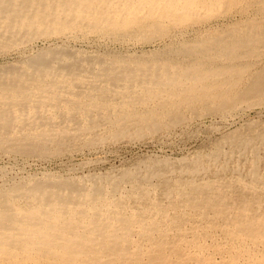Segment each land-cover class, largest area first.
Listing matches in <instances>:
<instances>
[{"label":"bare ground","instance_id":"1","mask_svg":"<svg viewBox=\"0 0 264 264\" xmlns=\"http://www.w3.org/2000/svg\"><path fill=\"white\" fill-rule=\"evenodd\" d=\"M251 9L263 12L264 0H0V55L9 51L23 55L41 39L81 44L80 48L52 49L43 45L26 59L0 63V150L6 156L44 163L58 157L69 170L75 167L73 154L80 151L92 154L103 152L109 143L172 138L171 130L186 120L178 110L186 105L180 101L181 91L212 76L194 70V64L182 68L173 60L206 58L209 52L211 59L214 55L224 59L228 47L234 50L230 44L237 49L263 46L264 19L248 17ZM232 11L247 15L239 22L243 28L238 24L226 31H211V26L209 34L205 29L204 33L194 31V42L178 30L188 22L205 24ZM92 36L122 45L172 40L150 53L111 56L92 50L88 40ZM261 46L251 48L262 51L257 60L264 57ZM255 75L239 93L213 106L211 113L226 117L237 110L244 116L245 108L264 105L253 103L264 94V71ZM235 84L240 81L230 83ZM236 115L227 124L236 125ZM257 120L249 119L221 137L208 136L201 147L180 157H137L125 168L91 180L86 177L94 187L110 181L119 186L136 181L141 187L158 181L159 187L166 186L158 192L162 198L156 203L153 198L137 200L143 209H135L134 216L125 212L126 222L107 219L111 232L106 226L92 231L84 222L88 209L76 192L88 187V182L54 177L49 171L41 177L0 182V264L33 263L24 258L33 246L38 251L45 246L72 259L92 252L113 258L118 252L127 255L134 241L135 246H149L154 264H264V120ZM174 185L186 187L175 191ZM146 190L141 189L142 195L151 197ZM11 196L25 202L20 207L23 213L16 211ZM118 224L129 230L119 233ZM132 226L145 228L134 241ZM121 240L124 247L117 245ZM106 243L115 247L110 249Z\"/></svg>","mask_w":264,"mask_h":264},{"label":"rangeland","instance_id":"2","mask_svg":"<svg viewBox=\"0 0 264 264\" xmlns=\"http://www.w3.org/2000/svg\"><path fill=\"white\" fill-rule=\"evenodd\" d=\"M232 12L222 15V17L220 16V19L219 17H215L211 20H208L206 21L208 23H205V24L196 23V21L188 22L184 24V26H180L178 30L182 31L183 34L186 35V38L189 39L188 41L194 42L195 34H196L195 32L198 33L201 31L204 33L206 32L205 30H207L208 32L207 34H209L210 32L209 30L212 27L214 28H212L211 31H214L217 29L226 31L227 28L233 27V26L236 27L238 24H239L238 28L239 27L243 28L244 25L242 26L241 23L239 22L241 19L244 20L245 19L244 17H247V15L243 16L241 15L242 13H240L239 11H232ZM239 13L240 15H238ZM249 14L250 15H248V17H250L251 15H253L254 17H259L260 15L259 19L261 18L264 19V11L259 13L258 11H256V9H251L249 10ZM170 35L173 36L174 34L172 33ZM56 40L57 39L55 38L41 39L33 43V45L29 47L28 51L25 53L26 55L25 54L20 55L18 54V51H9L6 54H3V55L1 54L0 63H13L19 60L26 59V57L30 56L35 50L41 49L43 45H44L43 49H52L60 45L69 46L71 48L81 47V44L78 41H73V40H64V41L57 40L56 41ZM88 40L91 42L90 47L92 48V50L99 52L101 54H109L111 56H116V54L121 55L122 53L126 56L127 55L132 56L133 54H135V52L136 54H141V53H150V51L151 52L155 51V49L160 50L161 48H163V46L167 42H170L172 40V37H169V38L167 37V38H164L163 40L157 39L155 41H145V42L137 43V44L134 43L133 41H130L128 43H123V45L119 43L109 42V41L107 42L102 41L99 39L96 40L95 37L93 36L92 38ZM108 42H109V45H108ZM262 44L264 46V41L262 42ZM231 45L234 48V50L232 49L233 51L230 52L231 49H229V47L226 49L225 52L227 53V55L224 57V59L226 58V60H224L223 57L218 58V56H215V55L212 56L213 59H211L210 57L211 52H209L210 54L206 58H199V59L186 58L182 60L181 58L178 57L176 58V60L175 59L173 60L174 65L178 63L182 68H186L191 64L193 66L194 64V67H195L194 70L202 71V72H210L212 76L211 78H204L205 80L198 81L196 83L194 81L191 83V85L188 86V88L185 91L184 90L181 91L180 94L183 96V98L182 100L180 99V101L181 103L184 102V104L186 105L182 106V109H178V110L181 111L182 114L184 113L183 115L186 116L185 117L186 120L182 124V126L184 125L183 128H181L182 126L181 127L178 126L176 127L177 129H175V131L171 130L172 132L169 134L171 135L172 138L166 139L164 142H159V141H155V142L148 141L147 142L146 140L147 143L145 142L143 143V141L136 140V141L126 142L122 144L109 143L107 144L108 147L107 146L104 147L103 152L98 151L97 153L93 152L92 154L91 153L87 154L88 152L87 150L80 151L76 154H73L75 155V157L72 159L71 164L74 165L75 167L77 166L78 167L77 168L72 167L70 168L71 170L65 169L63 167V164H61L62 159L58 157L57 158L52 157L48 159L47 161H45L44 163L43 161H40L39 159L36 160L33 158L31 159L29 157H21L17 155L15 156L13 154L6 156L0 150V169H2L0 170V182H3L5 180L12 181L14 178H15L14 180L17 181L20 178L31 176V175H36L37 177H41L42 174L46 171L51 172L54 177H58V178L69 177L70 179L75 180L74 182L76 183H82L83 181L88 182L89 184L88 187L76 192V194L79 195V200L82 201L83 207L88 209L85 213V215L88 216V220L84 219V222L92 226V231L99 230L101 229L99 227L106 226L107 231L111 232L112 227H109L111 222H107V219H109L110 217H113V218L115 217L114 219L115 221H119V219H121V222L123 221L126 222V218H124V214L132 213L133 216L137 214V212H135V209L140 208L139 205H136L137 200L153 198L156 203V200L159 201L160 198H162L160 197L161 193H158V192H160L161 189H164L166 186L159 187L157 185L158 181H154L155 185L153 186L144 185L145 188H148V190H146L145 193L150 194L151 196V197H147V196H143L142 195L143 193L141 192V189L144 187L136 185L137 183L136 181H132L134 185H130V186L113 185L112 183H115L116 181L115 182L110 181V182H107V184L103 185V187H101V185L99 187L98 186L94 187V186H91L93 182L89 181L87 178H90V177L92 178L94 175H100L107 171H112V170L116 171L123 167L125 168L131 160L137 157L143 158L144 156H148V157L149 156H159L162 159L180 157L182 155L189 153L190 151L193 152L198 147H201L206 142V138H208V136L212 138L221 137L222 136L221 134L224 135L234 130V128H240L244 126L249 119L250 120H254V119L264 120V114H263L264 105L263 104H262L263 106L256 105L252 107L250 106L249 108H245L244 110H245L246 116L245 115L243 116L242 114L238 115V112H236L237 110H234V112L231 111L230 115L228 114L229 116L227 115L226 117H223V116L221 117L219 115L211 113L210 111V109L213 106H218L216 104H220V103L225 102L226 100H229L231 96H234L236 93H239L241 89H244L246 85L252 81L251 79H253L256 76L255 74H259L264 71V70L262 71V69H264V57H263V60H257V57L260 56V53H262V51L259 50L258 51L259 54H258L257 51H254L253 49L251 50L253 46L254 47L261 46L260 44L244 45L243 48L238 47V49L237 47H234L233 44H230V46ZM263 46L259 48L264 49ZM159 47L160 49H158ZM247 52L249 53L247 54ZM254 52H257L258 55L255 53L256 55L253 56ZM239 54H240V57H239ZM241 54L243 55L245 54V55L243 56ZM232 81H235V82L240 81V84H235L234 87H232V85H230ZM201 87H205V88H201ZM190 97L191 99H189ZM257 102L264 103V94L257 95L256 98H254L253 103H257ZM194 103L196 105L192 106ZM260 111H263V113L261 112L263 114L262 117H259ZM236 114L238 115V120L236 122V125H230L229 123L227 124V120L230 119L231 115L234 116ZM198 126H199V129L196 130ZM111 146L114 148L115 152L114 151L111 152L108 150L111 148ZM25 160H27L28 162L26 161L25 163ZM1 171H2V174H1ZM173 183H178V182L173 181ZM144 184H148V183H144ZM171 187L175 191L177 190V188L179 189L181 188L180 185H174ZM185 187L186 186H183L181 189H184ZM181 189L179 191H181ZM176 199H180V197L178 196ZM9 200L11 201L13 205H15V208L17 207L16 208L17 212L23 211L22 209H21L22 211L20 210V207L23 205V203H25L23 200L17 197L16 198L12 197ZM131 201L132 203L130 204ZM131 208H134V211H127V210H130ZM140 209H143V207ZM80 219L81 218L79 217V220ZM103 222L105 223L103 224ZM119 224H118V227L115 228L116 230H120L119 233H125L126 229L129 230V228L121 227V225ZM131 230H133L132 240L134 241L135 238L138 239L139 235L141 236V233L145 231V228L144 227L135 228L132 226ZM122 236L123 238H125L124 235ZM189 238H191V236ZM121 241H122L121 244H117V245L120 247L121 246L124 247V245L126 244L123 240ZM110 244L106 243V245L104 246H108L110 249L115 247V245L113 244L110 245ZM95 245L99 248L102 247V245L99 244L98 242ZM129 245H130V250L127 255H124V251H123L122 254L119 255V252H118V255L111 258L109 256H101V253H97L95 255L92 252V254H89L88 256L84 258H79V259H75V258L72 259L70 255L49 250L45 248V246L42 247L43 248L42 251H38L35 249L36 246H33V247H28L29 251L24 249L25 251H28L27 253L24 254V258L32 260L33 263L25 261V260H17L14 264H58V262L59 263L64 262V264H69V263L70 264H73V263L74 264H79V263L80 264H154L155 263V261L152 259L153 255L155 257V254L153 253L151 254L149 252V246L147 244H142V246L139 244L135 246V241H134L132 244H129ZM93 246H94V243H93ZM106 254L110 255L109 252H106ZM149 254H151V256H149Z\"/></svg>","mask_w":264,"mask_h":264}]
</instances>
